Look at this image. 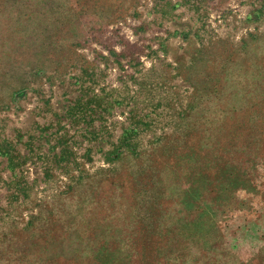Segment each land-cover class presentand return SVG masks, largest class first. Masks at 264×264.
Wrapping results in <instances>:
<instances>
[{
	"label": "rangeland",
	"instance_id": "obj_1",
	"mask_svg": "<svg viewBox=\"0 0 264 264\" xmlns=\"http://www.w3.org/2000/svg\"><path fill=\"white\" fill-rule=\"evenodd\" d=\"M0 264H264V0H0Z\"/></svg>",
	"mask_w": 264,
	"mask_h": 264
}]
</instances>
